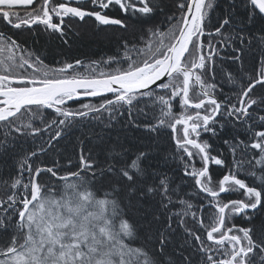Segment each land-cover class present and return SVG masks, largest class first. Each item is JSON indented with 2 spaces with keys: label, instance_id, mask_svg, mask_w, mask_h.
Returning a JSON list of instances; mask_svg holds the SVG:
<instances>
[{
  "label": "snow or ice",
  "instance_id": "1",
  "mask_svg": "<svg viewBox=\"0 0 264 264\" xmlns=\"http://www.w3.org/2000/svg\"><path fill=\"white\" fill-rule=\"evenodd\" d=\"M214 6L175 0L163 30L154 21L164 0H0L6 27L42 25L63 36L73 18H94L133 37H121L122 59L109 57L103 67L94 61L82 72L80 60L53 68L0 30V156L21 138L49 133L37 149L20 146L14 172L0 174V264H264V219L255 215L264 211V56L246 78L227 74L232 96L221 99L216 83L221 45H250L245 32L257 23L264 45V0H231L212 23ZM141 103L153 112L147 130L168 136L171 152L162 161L150 145L103 138L96 148L74 146V165L71 158L68 167L40 161L64 129L90 114L101 120L106 113L105 127L124 113L135 123ZM170 157L203 194L199 206L183 198L189 181L175 182ZM212 165L224 169L220 178ZM237 216L248 226H238ZM178 230L183 242L169 253Z\"/></svg>",
  "mask_w": 264,
  "mask_h": 264
},
{
  "label": "trees",
  "instance_id": "2",
  "mask_svg": "<svg viewBox=\"0 0 264 264\" xmlns=\"http://www.w3.org/2000/svg\"><path fill=\"white\" fill-rule=\"evenodd\" d=\"M164 3L165 12L158 14L154 23L159 24L163 30H167L168 21L165 17L166 15H172L175 11V0H164ZM214 3V9L210 12L212 23H215L216 18L228 10L231 0H214ZM110 14L116 15V12L113 11ZM259 28V23L248 26L249 30L245 32V36L246 40H252L250 45L247 43L240 45L238 41H235L229 46H220L219 55L216 59V83L218 84L217 94L220 95L222 93L220 95L221 99H223V96L233 95V85L228 82L227 74L231 73L237 80L241 77L246 78L252 65L255 63L258 66L261 56H264V45L257 38L260 34L258 31ZM9 36L15 39L24 49H27L28 52L39 56L45 64L53 68H58L64 63L75 64V61L80 60L83 66L79 67L78 70L82 72L86 71L87 66L94 61L101 62L103 67V62L107 61L109 57L122 59L125 49L121 37H127L129 40L133 38L131 31L124 33L118 26L99 25L94 21V18H86L85 21H79L78 18H73L71 23L65 27V35L63 36L59 33H52L50 30H45L42 25L33 26L31 30L26 28H11ZM147 39L149 37H144L138 44V47L143 48L144 41ZM238 48L242 49V51H234V49ZM234 56H240V60H233L232 57ZM122 66L126 67L127 65L124 64ZM112 67L114 68L116 65L113 64ZM257 91H260L259 87ZM82 101L95 105L100 102V98H88L82 99ZM69 106L75 110L79 108V102H70ZM137 107L143 108L144 112L139 113L133 110L135 123H129V117L127 113H124L123 115H117L116 119L112 120L111 127H105L107 123L106 113L101 118L104 121L103 123L101 120L93 118L95 114H90L89 117L64 129L63 139L56 145L55 149H49L47 155L42 154L40 161L51 165L53 161L58 160L61 165L68 167L69 158H71L74 165L76 160L73 154L74 146L83 142L89 148H96L101 143V138L105 142L119 139L126 147L132 148H145L150 145L153 154L158 155L162 161L163 157L171 152L168 136L167 134L158 135L157 133H150L144 125L148 122H155L153 112L145 107L143 103ZM48 114L53 118L60 119V117H55L52 110H48ZM156 114L158 115V112ZM35 123L38 126H42L39 121ZM48 135L49 133L45 132L42 136L37 135L35 138L31 136L21 138L18 142V147L14 151L10 152L7 156H0V174L10 171L14 172L16 160L19 158L17 154H22L20 146H22L24 151L37 149L41 144H45ZM209 136L210 134H205L204 138L207 139ZM211 142L214 147H218L224 151L225 156H228L226 146L221 141L213 138ZM228 158L231 160L230 156ZM167 167L174 170L175 182L177 184H182V178L183 181H189V178L183 177L179 160H172L170 157ZM211 169L213 176L216 178H220L224 172V169L215 165H212ZM183 188V198L189 199L194 206H199L203 199V194H198V189L193 187L190 181L184 183ZM231 198L236 197L232 196ZM203 202L204 206L207 207V200ZM130 214L134 219H139L138 214L134 210ZM255 215L260 219H264V211L261 209L255 210ZM234 222L238 226H248L243 216H237ZM257 225H259V220H257ZM182 237V230H178L174 244L167 250L169 253H172L173 249L177 253L179 252V245L183 242ZM187 254L185 253V255Z\"/></svg>",
  "mask_w": 264,
  "mask_h": 264
},
{
  "label": "flooded vegetation",
  "instance_id": "3",
  "mask_svg": "<svg viewBox=\"0 0 264 264\" xmlns=\"http://www.w3.org/2000/svg\"><path fill=\"white\" fill-rule=\"evenodd\" d=\"M0 30L4 31L9 36L11 27L10 26L6 27L3 23H0Z\"/></svg>",
  "mask_w": 264,
  "mask_h": 264
},
{
  "label": "water",
  "instance_id": "4",
  "mask_svg": "<svg viewBox=\"0 0 264 264\" xmlns=\"http://www.w3.org/2000/svg\"><path fill=\"white\" fill-rule=\"evenodd\" d=\"M82 99H86V98H82Z\"/></svg>",
  "mask_w": 264,
  "mask_h": 264
}]
</instances>
